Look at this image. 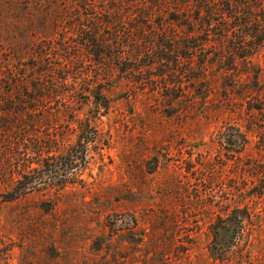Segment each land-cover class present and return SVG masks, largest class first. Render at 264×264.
Wrapping results in <instances>:
<instances>
[{"label":"rangeland","instance_id":"1","mask_svg":"<svg viewBox=\"0 0 264 264\" xmlns=\"http://www.w3.org/2000/svg\"><path fill=\"white\" fill-rule=\"evenodd\" d=\"M137 1L92 0L99 18L116 22L97 32L110 55L120 52L113 35L147 16L126 12ZM163 1L149 19L169 39H144L140 53L122 48L118 65L106 48H84L88 36L67 16L41 31L51 40L37 64L76 81L74 92L61 89L62 101L74 95V116L40 121L31 141L44 158L83 141L86 152L63 182L45 177L14 200L0 197V264H264V40L240 56L230 33L187 39L201 33L198 23L180 25L183 3ZM236 4L262 20L253 0ZM47 6L0 0V25L37 33Z\"/></svg>","mask_w":264,"mask_h":264},{"label":"trees","instance_id":"2","mask_svg":"<svg viewBox=\"0 0 264 264\" xmlns=\"http://www.w3.org/2000/svg\"><path fill=\"white\" fill-rule=\"evenodd\" d=\"M179 1L185 6L180 11L183 16L178 20L179 24L189 27L195 20L201 31L200 34L188 35L187 39L209 40L210 35L223 39L229 38L230 33V36L233 35L237 39L234 53L240 56L250 55L264 40V16L262 20L258 18L256 11L248 4H244V7L239 9L237 0ZM54 2L56 0H44V4L48 6L44 7V10L39 8L41 29H36L37 33L22 25L12 29L5 24L0 25V197L4 201L14 200L35 189L39 183L46 182L43 180L45 177L47 180L57 179L63 182V179L71 173V170L75 171L85 157V141L66 148L63 154L46 158L42 156L44 145L41 141H31L32 136L36 135L31 131L38 132L35 126L42 123L40 121L47 122L50 116L59 114L68 119L74 116L70 101V99L73 101L74 95H70L68 100L61 99V95L64 94L61 89L66 88V77L56 78L51 68L47 66L50 64H37V56L43 52V48L40 47L42 41L45 40L44 44L49 47L48 40H51L49 39L51 35L44 36L47 30L60 26L62 16H67L71 19L70 28L75 27V30L80 31L79 34L88 36L87 42H83L85 43L83 47L106 48L107 52L97 49L100 52L96 55L106 53L104 54L106 59L115 65L122 62H119L118 58L122 57L123 49L127 46L134 47L130 48L132 52L140 53L151 42H143L144 39L159 37L161 41H164L170 37L161 24L156 28L152 27L149 19L152 9L156 10L154 6L159 7L156 4H164L166 1L155 0L146 4V0H138L134 4L137 10H129V8L126 12L131 11L138 15L136 11L140 13L141 10H146L147 16L144 13L145 17L138 21L135 28L113 35L111 41L120 49V52H117L119 54L113 56V54L110 55L111 45L107 43L101 45V41L99 43L97 40V32L102 25L109 24L115 27L116 22L111 21V17L99 18L95 13L92 0H59L62 5L61 8H59L60 5L58 6L59 9L53 7ZM253 2H255L253 5L255 8L264 7V0H253ZM192 4L194 13L186 15L187 8ZM77 7L86 12H83L81 16L78 14ZM191 30H188L189 33ZM41 31L45 32L43 36ZM249 37L251 38L246 41ZM26 54H32L29 62H24ZM39 60L43 61V58L39 56ZM66 85H69V89L72 90L76 81L73 80ZM93 96L95 103L98 97L104 100L100 94H93ZM29 141H31L30 145L27 143ZM28 150L35 156L30 158ZM46 152L49 153L50 150ZM32 163L36 166H31Z\"/></svg>","mask_w":264,"mask_h":264}]
</instances>
